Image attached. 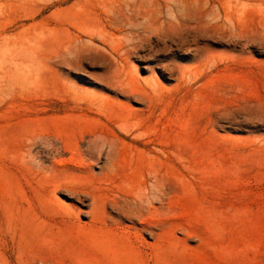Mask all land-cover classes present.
<instances>
[{
    "label": "rangeland",
    "instance_id": "rangeland-1",
    "mask_svg": "<svg viewBox=\"0 0 264 264\" xmlns=\"http://www.w3.org/2000/svg\"><path fill=\"white\" fill-rule=\"evenodd\" d=\"M0 264H264V0H0Z\"/></svg>",
    "mask_w": 264,
    "mask_h": 264
},
{
    "label": "bare ground",
    "instance_id": "bare-ground-1",
    "mask_svg": "<svg viewBox=\"0 0 264 264\" xmlns=\"http://www.w3.org/2000/svg\"><path fill=\"white\" fill-rule=\"evenodd\" d=\"M156 188H157V190H158V192H159V196L157 197L158 198V200H160L161 199V196H160V188L156 185ZM142 202H144V200L142 201Z\"/></svg>",
    "mask_w": 264,
    "mask_h": 264
}]
</instances>
